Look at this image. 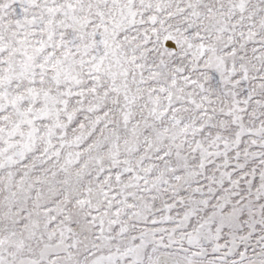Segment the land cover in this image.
<instances>
[{
  "label": "snow or ice",
  "instance_id": "6c2138e0",
  "mask_svg": "<svg viewBox=\"0 0 264 264\" xmlns=\"http://www.w3.org/2000/svg\"><path fill=\"white\" fill-rule=\"evenodd\" d=\"M0 264H264V0H0Z\"/></svg>",
  "mask_w": 264,
  "mask_h": 264
}]
</instances>
